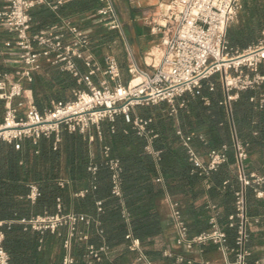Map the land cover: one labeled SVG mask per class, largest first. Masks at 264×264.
Wrapping results in <instances>:
<instances>
[{
  "label": "built area",
  "instance_id": "1",
  "mask_svg": "<svg viewBox=\"0 0 264 264\" xmlns=\"http://www.w3.org/2000/svg\"><path fill=\"white\" fill-rule=\"evenodd\" d=\"M46 1L2 0L0 6V27L13 34L11 39L3 42L12 60L4 62L6 70L0 69V140L11 142L29 139L35 145L42 137L51 138L55 148L63 131L85 134L91 127L96 128L101 139L100 123L113 122L120 116L139 135L147 137L145 150L157 157L159 151L153 150L150 145V140L156 136L148 129L151 119L132 116V109L165 102L174 112L176 98L185 93L198 94L204 81L212 89L213 84L208 80L217 75L223 92L219 104L226 111L230 144L210 148L205 158L188 145L189 137L183 139V144L187 147L189 161L200 169V174L216 170L227 160L228 149H232L236 186L233 190L234 210L228 215L226 225L235 228V246L230 249L223 247L233 253V260L222 264H248L250 251L247 243L256 217L248 213L247 192L252 189L256 198L264 199L261 188L264 176L247 167L248 143L237 134L231 102L239 92L252 89L258 90L259 95L250 97L249 101L255 103V108H261L264 103V71H260V66L264 64V31L256 42L242 49L230 46L227 30L242 8L243 0H167L158 17L159 21L150 19L148 22L150 32L160 33L161 37L144 54L143 67L135 60L128 44H125L126 82L120 80V67L114 54L105 53L99 57L94 53L89 27H82L71 18L62 17L36 32L31 31L29 10ZM96 1L93 22L124 37L115 0ZM44 63L69 73L79 87L72 90L71 98L52 100L47 107L39 110L25 98L24 84L33 80ZM95 77H99V80L96 81ZM133 79L138 80L132 83ZM203 100L208 103L207 98ZM177 134L183 138L179 129ZM200 139L204 140V137L201 135ZM102 157L111 171V192L121 203L119 160L110 155V148L106 145L102 146ZM96 169L97 165L90 161L87 170L94 174ZM65 181L59 178L58 184L63 185ZM227 182L224 181L223 185ZM87 191V188L82 189L75 196L83 197ZM37 194L38 189L31 186L29 196L35 198ZM57 201L56 213L38 215L30 223L35 229L50 232L67 225L60 264H78L71 251V241L73 238L80 241L88 238L76 228V221L83 219V216L61 213L59 198ZM96 205L97 210H101L100 201ZM168 207L175 245L189 250L195 244L210 242L221 246L224 242L226 233L220 228L215 205L207 206L214 211L207 221L209 230L192 236L188 233L179 202L168 199ZM126 237L130 239L129 248L138 250L139 240L131 235ZM3 240L4 234L0 229V264H9ZM86 249V264H92L108 252L106 245H88ZM180 261L181 258L177 259V262ZM186 264H190V261ZM253 264L260 263L255 261Z\"/></svg>",
  "mask_w": 264,
  "mask_h": 264
},
{
  "label": "trees",
  "instance_id": "2",
  "mask_svg": "<svg viewBox=\"0 0 264 264\" xmlns=\"http://www.w3.org/2000/svg\"><path fill=\"white\" fill-rule=\"evenodd\" d=\"M46 4H36L29 10L31 29L39 30L62 17L70 18L74 13L94 10L97 7L96 0H67L57 4L54 10ZM249 18L250 21L244 26H229L227 39L233 48L242 49L256 42L261 35L259 29L264 27V12L261 13L259 9L251 10ZM7 37V31L0 27V46ZM103 40L102 37L97 42L102 43ZM0 69L7 68L0 65ZM49 74L50 80L38 78L35 84L34 76L29 82L34 105L39 110L48 106L52 99H66L67 92L79 87L69 73L56 67L49 69ZM208 81L213 84L212 89L209 88L208 82L204 81L198 94L185 93L176 98L174 112H171L170 105L165 102L132 109V116L151 119L148 129L156 136L151 139L150 145L153 150L159 151L157 157L145 150L147 137L139 135L131 124L125 123L120 116L113 122L100 123L101 139L95 127H91L85 134L62 132L61 141L58 143V178L66 176L70 182L62 186L58 184V189H55L52 183L46 182L42 191L48 203L58 193L61 213L83 216V219L76 221V228L88 238L85 241L73 238L71 241V251L78 264H86L88 245L98 247L100 244L108 247L109 254L101 255V258L92 264H131L135 255L150 263L169 264L173 257L164 255V231L160 216L154 207L155 198L164 194L179 202L183 219L190 232L198 234L204 228L208 219H201L199 212L203 211V205L195 206L194 199L205 192L208 202L217 203L216 198L222 182L229 179V185H233L236 180L234 171L230 168L234 163L231 148L227 151V160L216 170L200 174V169L189 161L187 147L183 144V139L189 137L188 145L201 156L210 148L230 144L226 111L224 106L219 104L223 92L217 75H213ZM39 91H43L41 97L37 96ZM258 95V90L248 89L239 92L238 98L231 102L237 134L241 140L248 143V151L264 145V103L261 108H255V103L249 101L250 97ZM202 98H207L208 103L204 104ZM181 102L183 105L180 106ZM177 129L183 138L177 134ZM205 133L212 135L201 140L200 136L206 135ZM89 135L93 137L95 146L93 158H90L89 154ZM50 140L42 137L35 146L51 144ZM25 143L29 144L28 139H25ZM104 145L110 148V155L119 160L121 203L111 192V171L102 157ZM61 152L65 156L63 165L60 163ZM90 161L97 165L94 174L87 170ZM48 170L52 173L51 168ZM86 188L88 191L83 197L72 194ZM234 188L227 187L224 193L221 215L225 219L231 205L233 207ZM261 188L264 191V184ZM97 201H100L99 211ZM258 203L264 201H260L252 189H248L247 206L250 216H254ZM207 204L204 207H207ZM86 219L88 224L85 223ZM95 221L98 225H95ZM60 227L67 229V225L58 228ZM225 230L235 238V228ZM127 235L139 240L138 250L129 248L130 239ZM113 252L115 253L111 257L110 253Z\"/></svg>",
  "mask_w": 264,
  "mask_h": 264
},
{
  "label": "crops",
  "instance_id": "3",
  "mask_svg": "<svg viewBox=\"0 0 264 264\" xmlns=\"http://www.w3.org/2000/svg\"><path fill=\"white\" fill-rule=\"evenodd\" d=\"M66 1L67 0H47L46 5L50 7L51 10H54L57 4H62ZM115 3L120 13L123 27L124 37L121 35V39L124 45L126 43L130 45V50L133 56L135 55L134 58L137 57L135 60L143 67L144 54L150 47L158 43L161 37L160 33L153 34L150 32V25H148V22H150V19H152L153 22L159 21L158 17L165 8L167 0H115ZM1 4L2 0H0V6ZM254 9H259L261 13H263L264 0H243L242 8L234 20L235 23L233 21L232 24L234 23V25L237 26H244L250 21V11ZM93 11V9H88L80 13H74L70 18L80 26L88 27L90 24L94 23ZM31 31L36 32L38 29L34 30L32 28ZM259 31L261 34V32L264 31V27L260 28ZM7 35L8 37L5 40L13 37L12 33L7 32ZM260 37L261 35L258 39ZM103 39L101 46H107L112 37L110 36L107 39L103 37ZM113 42L115 43V40ZM118 42V45H120L121 41L118 40ZM91 44L94 53L97 55L98 53L95 47L94 38H92ZM102 50L105 51L104 48ZM110 51L115 55L120 67V80L126 82L128 74L126 72L125 54L121 49L116 52L114 50ZM101 56L102 55L99 57ZM6 60L0 56V65L4 66ZM51 68H53V66L44 63L42 68L35 74V84H37L38 78L46 81L50 80L49 69ZM260 69L264 71V64L260 66ZM95 80L98 81L99 77H95ZM24 89L25 98L34 103L31 84L25 83ZM73 89L66 93V99L72 97ZM42 93L43 91H39L37 96L41 97ZM52 100H50V102ZM203 102L204 104H207L204 100ZM205 134L206 135L204 136L202 135L205 138L212 135ZM28 141L29 144L25 143V139L11 142L0 140V229L4 234L3 246L9 255V264H60L63 253L62 241L67 234V229L64 227H57L55 232H50L48 230L40 231L35 229L30 221L38 215L45 213L54 214L57 212L58 193L54 196V199L48 203L43 196L42 188L44 184L46 182L52 183L55 189H58L59 178L65 179V183H69L70 181L66 176L58 178V142L54 148L53 139L50 140L51 144L39 145L37 147L32 144L29 139ZM88 141L90 158H93L95 154L93 137ZM248 152V169H254L264 175V145L249 150ZM205 155L206 153L202 155V158H205ZM60 158V163L63 165L65 156L62 152ZM47 167L51 168L52 173H50V170H48ZM230 168L233 172V163L230 165ZM224 181H228L226 185H223ZM224 181L219 188V194H217V203L208 202L209 199L205 192L198 195L193 202L195 206L203 205V211L199 212V216L201 215L202 220L208 219L214 212L212 209L204 207V205L208 203L207 205L213 204L216 206V216L220 228L227 234L221 246L208 242L203 245L195 244L191 249L187 250L175 245L173 243L174 232L169 218L168 207V199L171 198L167 194L155 198L154 207L160 216L161 225L164 231V255L173 257V260L169 264H186L187 261H190V264H222L225 261L233 260V253L228 249L235 246L234 235H229L225 230L229 229V227L226 226L227 217L225 219L221 215V207L227 187H229V189L235 187L236 180L233 185L230 184L231 186L229 185V183H231L229 179H225ZM31 186H35L38 189V194L35 198L29 196ZM77 192H73L72 194L75 196V193ZM260 201L264 200L260 199ZM232 211L233 207L231 205V209L227 213V216L230 215ZM254 217H256V222H254L250 229V237L247 243L250 255L247 260L248 264H253L255 261L264 264V203H258ZM86 220L85 223L88 224L89 221ZM95 225H98L97 221H95ZM209 228L208 223H206L199 233L209 230ZM188 233L189 235L196 234L190 232V228H188ZM101 245L104 244H100L98 247ZM224 246L228 249H223ZM114 253L115 252L110 253V256L112 257ZM104 254L107 255L109 253L107 252ZM139 255H141V253H139ZM179 258H181L182 261L177 262V259ZM131 264L158 263H150L144 258L139 260V257L135 255Z\"/></svg>",
  "mask_w": 264,
  "mask_h": 264
},
{
  "label": "rangeland",
  "instance_id": "4",
  "mask_svg": "<svg viewBox=\"0 0 264 264\" xmlns=\"http://www.w3.org/2000/svg\"><path fill=\"white\" fill-rule=\"evenodd\" d=\"M115 8H116V11H117V13L119 15V18H120V13L118 11V8L116 6V3H115ZM120 21H121V19H120ZM234 23H235V21H234ZM230 25H232V23ZM89 26H88L89 27V33H90L91 37L95 39V45H96L95 47H96V50H97V53H98L97 55L98 56L103 55L104 52L105 53H111L110 50H114L116 52V51H118L120 49H121V51H123V53L126 56V51H125V48L126 47H125V45H124V43H123V41L121 39V35L118 32H116V31L114 32L112 30H109L104 25H101L100 23H96V22L90 24ZM110 36L112 37V39H111L110 43L108 41L109 44H107V46L106 45L101 46L102 43L97 42L98 39H100L102 37H105L107 39ZM114 40H115V43L116 44L113 42ZM118 40L121 41L120 42L121 43L120 44L121 46L118 45V43H119ZM128 46L130 47V45H128ZM103 48L105 49V51L102 50ZM0 56H2L3 58H5V60L6 59L7 60H12L11 59L12 58L11 55L9 53H7L6 48L3 45L0 46ZM135 58L137 59V57H135ZM125 60H126V57H125ZM1 114H2V106L0 105V116H1Z\"/></svg>",
  "mask_w": 264,
  "mask_h": 264
},
{
  "label": "bare ground",
  "instance_id": "5",
  "mask_svg": "<svg viewBox=\"0 0 264 264\" xmlns=\"http://www.w3.org/2000/svg\"><path fill=\"white\" fill-rule=\"evenodd\" d=\"M137 80H138V79H133V80H132V83H135V82H137Z\"/></svg>",
  "mask_w": 264,
  "mask_h": 264
}]
</instances>
